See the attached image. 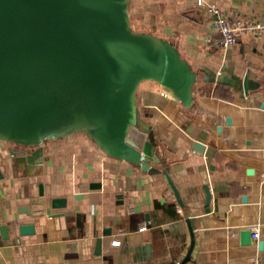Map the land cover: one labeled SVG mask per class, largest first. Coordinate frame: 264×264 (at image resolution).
Here are the masks:
<instances>
[{
	"label": "crops",
	"instance_id": "crops-1",
	"mask_svg": "<svg viewBox=\"0 0 264 264\" xmlns=\"http://www.w3.org/2000/svg\"><path fill=\"white\" fill-rule=\"evenodd\" d=\"M205 4L264 22V0ZM130 12L136 30L173 41L200 73L192 108L155 81L138 90L178 194L163 172L111 157L82 134L47 142L39 175L0 141V226L9 232L0 230V264H178L190 250V226L195 243L184 264H244L256 254L264 263V33L215 47L211 15L197 0H131ZM207 68L250 72L261 87L245 95L206 80ZM54 197L65 206L53 207ZM21 224L35 232L20 235Z\"/></svg>",
	"mask_w": 264,
	"mask_h": 264
},
{
	"label": "water",
	"instance_id": "water-1",
	"mask_svg": "<svg viewBox=\"0 0 264 264\" xmlns=\"http://www.w3.org/2000/svg\"><path fill=\"white\" fill-rule=\"evenodd\" d=\"M130 4L0 0V141L20 152L17 161L29 175L42 172L47 142L82 134L111 157L150 174L163 172L177 192L154 126L139 106L138 90L141 83L155 81L192 108L200 73L173 41L136 30ZM204 73L206 80L229 82L245 95L261 87L250 72L242 78L208 68ZM65 203V198L51 199L53 207ZM0 230L9 237L6 225ZM190 230V250L178 264L190 258L195 243ZM34 232L33 224L19 225L20 235Z\"/></svg>",
	"mask_w": 264,
	"mask_h": 264
},
{
	"label": "built area",
	"instance_id": "built-area-1",
	"mask_svg": "<svg viewBox=\"0 0 264 264\" xmlns=\"http://www.w3.org/2000/svg\"><path fill=\"white\" fill-rule=\"evenodd\" d=\"M198 4L205 6L212 18V24L216 32L209 37L210 43L218 48H229L237 44L246 34L264 33V22L253 18L230 19L222 9L216 4H205V0H197ZM144 225L142 229H145ZM252 237L258 239L259 232H253ZM113 243L118 245L119 240ZM244 264H264L260 254H256L249 262Z\"/></svg>",
	"mask_w": 264,
	"mask_h": 264
}]
</instances>
